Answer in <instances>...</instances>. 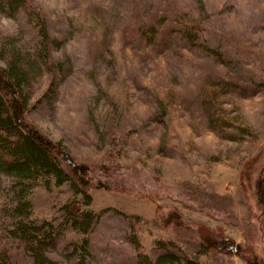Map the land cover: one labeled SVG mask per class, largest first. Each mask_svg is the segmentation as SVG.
Listing matches in <instances>:
<instances>
[{
  "label": "rangeland",
  "instance_id": "rangeland-1",
  "mask_svg": "<svg viewBox=\"0 0 264 264\" xmlns=\"http://www.w3.org/2000/svg\"><path fill=\"white\" fill-rule=\"evenodd\" d=\"M33 1L52 64L33 65L21 83L27 117L103 185L82 206L96 214L85 234L62 224L63 204L80 197L67 183L32 189L30 218L61 225L48 257L264 259V0ZM3 10L0 66L14 54L23 62L39 41L32 16ZM10 188L0 174V242L9 264H30L7 237ZM203 233L240 249L204 248Z\"/></svg>",
  "mask_w": 264,
  "mask_h": 264
},
{
  "label": "trees",
  "instance_id": "trees-1",
  "mask_svg": "<svg viewBox=\"0 0 264 264\" xmlns=\"http://www.w3.org/2000/svg\"><path fill=\"white\" fill-rule=\"evenodd\" d=\"M34 6L33 0H0V9H5L3 11L7 14L14 15L24 11L32 16L30 19L34 21L39 35L38 46L32 55L26 54L22 62L14 54L6 61L5 66H0V174L10 178L11 195L5 203L4 212L13 220L10 228L6 230L7 237L29 252L30 264H55L46 250L55 244L62 233V230H57L61 225H55L50 220L36 221L30 218L32 203L29 195L32 189L40 182L48 187L51 182L67 183L74 195L80 197H74L63 204L65 217L62 224L85 234L96 220V214L82 206L91 201L89 188L103 185L94 178L90 165L74 158L65 146L44 134L27 117L26 99L21 83L28 77L33 65L39 64L50 69L52 64L47 26L44 18L35 12ZM259 183L257 192L262 191L260 205L261 214L264 215V184L261 180ZM201 243L204 248L218 246L232 251L240 249L236 242L226 237L212 240L204 233L201 234ZM1 244L0 264H9V246L4 247V243ZM86 244L87 239L84 238L80 246L85 248ZM181 260L184 264H197V261L187 256L180 257L172 252L159 255L153 261L147 259V262L175 264ZM245 264H264V259L254 256Z\"/></svg>",
  "mask_w": 264,
  "mask_h": 264
}]
</instances>
